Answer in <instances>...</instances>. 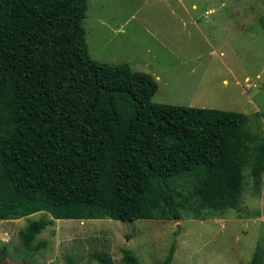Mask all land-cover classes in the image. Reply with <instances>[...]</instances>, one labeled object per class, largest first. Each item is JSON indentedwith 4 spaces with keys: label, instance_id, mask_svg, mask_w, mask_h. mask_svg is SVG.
Segmentation results:
<instances>
[{
    "label": "trees",
    "instance_id": "trees-1",
    "mask_svg": "<svg viewBox=\"0 0 264 264\" xmlns=\"http://www.w3.org/2000/svg\"><path fill=\"white\" fill-rule=\"evenodd\" d=\"M86 10V0H0V220L238 209L245 169L256 191L264 174V136L248 115L153 102L151 74L90 56ZM49 224L29 222L18 231L22 246ZM122 254L138 264L129 249Z\"/></svg>",
    "mask_w": 264,
    "mask_h": 264
},
{
    "label": "rangeland",
    "instance_id": "rangeland-1",
    "mask_svg": "<svg viewBox=\"0 0 264 264\" xmlns=\"http://www.w3.org/2000/svg\"><path fill=\"white\" fill-rule=\"evenodd\" d=\"M90 56L151 74L155 103L243 112L264 136V0H86ZM249 168L238 209L179 219H55L34 213L0 220V264H252L264 260V174L258 191ZM51 221L30 248L19 232ZM40 243L44 246L38 247Z\"/></svg>",
    "mask_w": 264,
    "mask_h": 264
}]
</instances>
